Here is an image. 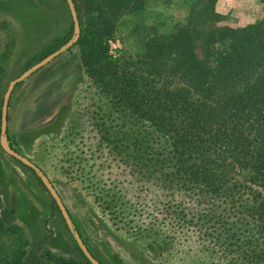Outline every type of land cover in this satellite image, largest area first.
Here are the masks:
<instances>
[{"label": "trees", "instance_id": "trees-1", "mask_svg": "<svg viewBox=\"0 0 264 264\" xmlns=\"http://www.w3.org/2000/svg\"><path fill=\"white\" fill-rule=\"evenodd\" d=\"M73 1L74 45L111 112L65 143L63 172L159 264H264V16L231 25L219 0H163L158 17L148 0ZM73 36L72 20L40 59ZM18 229L0 213V264H93L79 246L81 257L34 252Z\"/></svg>", "mask_w": 264, "mask_h": 264}, {"label": "rangeland", "instance_id": "rangeland-1", "mask_svg": "<svg viewBox=\"0 0 264 264\" xmlns=\"http://www.w3.org/2000/svg\"><path fill=\"white\" fill-rule=\"evenodd\" d=\"M173 1L177 4L184 0ZM162 2L148 0L154 8L153 17L161 16L165 10ZM217 9L234 26H244L264 16L261 0H219ZM72 20L67 0H0L2 101L10 82L41 61L46 48L67 34ZM109 43L116 44L111 54L114 59L119 58L123 45L119 41ZM54 112L51 122L37 125ZM110 112L108 98L87 73L79 46L73 45L15 86L8 104L5 142L43 171L66 208L81 220L94 253L108 264H159L147 251L143 237L136 238L107 221L89 202L81 182L70 179L62 169L67 158L65 143L96 135V120ZM72 125L75 129L71 138L64 140ZM97 139L87 144L96 148ZM0 196L2 218L19 228L30 250L51 249L66 256H82L59 206L54 204L55 199L38 173L9 155L1 143Z\"/></svg>", "mask_w": 264, "mask_h": 264}, {"label": "water", "instance_id": "water-1", "mask_svg": "<svg viewBox=\"0 0 264 264\" xmlns=\"http://www.w3.org/2000/svg\"><path fill=\"white\" fill-rule=\"evenodd\" d=\"M67 2H68V5H69V8L71 10L72 18H73V21H74V36L66 44L61 46L58 50H56L52 54L46 56L41 61H39L35 65H33L31 68H29L25 72H23L19 77L13 79L10 82V84L8 86V89H7V91L5 93V96H4L3 107H2V126H1L0 143H1L2 147H3V149L9 155L17 158L23 164L31 167L32 169H34L38 173V175L41 178L43 184L46 186V188L49 190L50 194L56 200V203H57V205L59 206V208L61 210V213H62V215H63V217H64V219H65V221L67 223V226L71 230V232L73 233L79 248L82 250L84 255L91 261V263H93V264H101V262L97 258H95L93 256V254L91 253V251L89 250V248L87 247L85 242L83 241L80 233L78 232V230L75 227V224H74V222H73V220H72V218H71L66 206L64 205L63 201L61 200L60 195L58 194L57 189L55 188V186L49 181L47 176L43 173V171L34 162H32L30 159H28L27 157H25L22 154H20L18 151L13 149L11 146H9L5 142L6 129H7L8 104H9V100H10L12 91L15 88V86L19 82H22L24 79H26L35 70H37L40 67L46 65L51 60H53L56 56H58L59 54H61L65 50H67L68 48L72 47L77 42V40L80 37L81 26H80V22H79V18H78V14H77V10H76L74 1L73 0H67ZM55 116H56V112H54L53 114L49 115L44 120L40 121L37 125L38 126L45 125V124L51 122L55 118Z\"/></svg>", "mask_w": 264, "mask_h": 264}, {"label": "built area", "instance_id": "built-area-1", "mask_svg": "<svg viewBox=\"0 0 264 264\" xmlns=\"http://www.w3.org/2000/svg\"><path fill=\"white\" fill-rule=\"evenodd\" d=\"M111 41H112V40H111ZM111 43H112V42H111ZM110 47H111V52H113L112 48H113V47L116 48L117 46H116L115 43H113L112 46H111V44H110Z\"/></svg>", "mask_w": 264, "mask_h": 264}]
</instances>
